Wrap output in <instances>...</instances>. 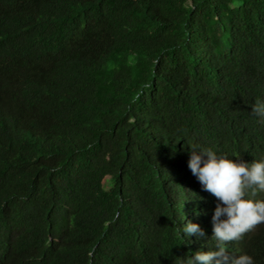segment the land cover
I'll return each mask as SVG.
<instances>
[{"label":"trees","instance_id":"obj_1","mask_svg":"<svg viewBox=\"0 0 264 264\" xmlns=\"http://www.w3.org/2000/svg\"><path fill=\"white\" fill-rule=\"evenodd\" d=\"M257 102L264 0H0V264L217 248L177 234L217 203L190 152L259 161ZM247 234L226 254L264 264V224Z\"/></svg>","mask_w":264,"mask_h":264},{"label":"clouds","instance_id":"obj_2","mask_svg":"<svg viewBox=\"0 0 264 264\" xmlns=\"http://www.w3.org/2000/svg\"><path fill=\"white\" fill-rule=\"evenodd\" d=\"M251 111L264 119V102L254 104ZM188 168L217 203L211 213L212 228L206 233L198 224L187 222L177 234L187 240L192 236L208 239L209 235L213 242L217 241V248L202 244L183 264H255L254 258L247 254L230 260L225 245H234L236 249L238 245L240 250L243 237L264 224V156L249 163L219 157L208 149L193 148Z\"/></svg>","mask_w":264,"mask_h":264}]
</instances>
